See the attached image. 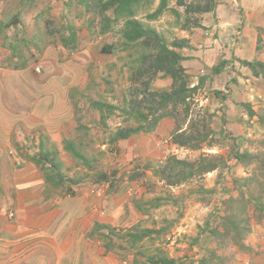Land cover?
Listing matches in <instances>:
<instances>
[{
	"label": "crops",
	"instance_id": "crops-1",
	"mask_svg": "<svg viewBox=\"0 0 264 264\" xmlns=\"http://www.w3.org/2000/svg\"><path fill=\"white\" fill-rule=\"evenodd\" d=\"M232 1L236 4V0ZM237 1L236 9L243 14L247 12L241 17L242 30L258 16L264 20V0ZM220 6L216 3L214 12ZM33 7L36 8L27 10L26 6L9 5V0L0 2V264H141L136 249L129 248L122 236L123 225L141 222L146 216L135 207L134 202L139 198L132 199L130 194L129 200L125 194L128 188L136 192L144 178L128 180L122 177L118 185L109 188V184L103 183L96 190L91 179L95 172L94 156L89 159L88 166H83L74 154V151H81L88 158L81 140L76 138L75 108H79V103L75 101L79 96L87 95L89 83L93 84L90 68L95 53L82 51L86 49L84 46L81 51L71 48L81 42L71 40V22L68 20H72V16L68 7H57L56 10H48L44 5ZM55 13L61 20L58 28L48 25ZM219 20L217 24L214 20L209 23L210 28L235 23ZM201 24L203 27L202 21ZM260 25L264 26L256 23V26ZM62 26L66 27L69 38L61 31ZM27 28L33 32L42 29L40 38L32 41L34 46L30 48L24 45L28 43L23 34ZM194 34L189 32L181 36L188 38L190 44L189 48L181 49L185 56L181 64L191 77L204 66L203 57L194 54L201 43L212 46L206 51H219L215 61L207 66L210 69L220 57L229 61L232 51L233 63L228 62L227 71L214 74L210 81L219 77L229 87L227 91L232 97L236 95L229 109H235L237 115L239 107L251 99L249 92L256 86L253 82L264 87L263 80L252 76L250 69L239 62L255 58L257 34L254 39L238 37L239 41L234 43L229 55L220 52L221 44L215 31L206 39ZM62 37L66 44L62 43ZM35 66H39V72L35 71ZM235 67L239 73L233 71ZM163 81L170 84V79ZM206 83L205 89L209 86ZM216 88L222 89L221 86ZM225 117L227 119L228 115ZM237 117L233 119L240 118ZM106 120L99 116L101 124L105 125ZM213 123L218 127L216 118ZM167 124L172 127L173 121L163 118L153 134L133 135V138L121 139L109 146L117 157L120 156L116 179L121 173L133 170L139 157L147 158L150 148H155L157 155L163 157L166 145H155L162 143L164 135L168 134ZM158 135L161 137L157 138ZM89 140L93 145V137ZM97 141L96 146L103 149L106 141H99V138ZM107 142H110L109 138ZM127 156L129 160H125ZM36 160L52 167L63 180H46ZM247 243H251V254L241 257L242 262L237 264H264V232L256 235L254 231Z\"/></svg>",
	"mask_w": 264,
	"mask_h": 264
},
{
	"label": "trees",
	"instance_id": "trees-1",
	"mask_svg": "<svg viewBox=\"0 0 264 264\" xmlns=\"http://www.w3.org/2000/svg\"><path fill=\"white\" fill-rule=\"evenodd\" d=\"M33 1L31 0L30 3ZM72 1L82 4L86 12L92 13L88 21L93 20L88 24L92 35H102L110 31L119 35L118 43L102 44L100 51L108 54L116 49L124 50L126 51V58L128 57L123 66L127 68L129 87L122 97V103L120 105L109 104L101 99L92 102L103 121L115 111H120L123 114L121 122L124 124L117 126L110 133L109 140L112 144L139 132L154 131L163 118H172L174 123L169 137L171 144L175 145L176 148L191 151L202 150L204 145L209 147L214 145L213 142L222 141L226 143L229 149L227 155L200 151L197 157L192 159L179 158L175 154L167 152L163 158L158 157V164L155 166L146 162L145 167L152 171L153 176L172 190L164 196L157 194L146 200L139 198L134 202L135 207L143 214H148L150 209L157 208L164 202L165 204L171 202L177 206L180 203L179 196L171 194L177 187L197 183L205 173L212 171L220 173L218 180L220 178L223 180L222 170L230 167L227 161L232 158L234 159L233 164L244 166L253 164L260 170L261 178L256 177V173H252L243 178L233 179L232 188L237 190V193L230 195L222 202L224 212L218 214V225L215 227L206 226L208 233L204 236L201 245L199 244V234L193 240L198 248L203 251L196 260V264H227L229 256H220V250L230 249L234 246L250 254L252 246L246 240L252 232L250 217L258 223L264 220V136L260 138V148L256 152L248 150L249 148L241 150L238 142L239 136L224 133V122H222V129L218 132L212 128L211 123L215 111H210L209 106L196 108L197 96L200 95L206 80L211 76L205 74L198 76L197 83L191 85L190 74L181 64V61L185 59L181 49L190 47L188 39L174 37L168 41L155 28L146 25L138 18L140 13L146 11L145 18L147 20L156 19L164 10L169 9V0H158L156 8L151 11L149 8L155 0H67L65 5H71ZM216 1L189 0L186 2V0H176V4L184 5L185 13L194 14V17L191 18V24L187 26L185 24L183 28L188 30L192 27H200L199 18L195 15L215 10ZM171 11L176 17H179L177 10L172 9ZM17 18L18 16L15 17V19ZM71 30L70 37L72 40L74 39V32L73 29ZM61 41L66 44L64 37ZM262 41L263 38L257 36L256 52L261 50ZM239 62L250 69L252 76L264 81V60L254 58L252 60H239ZM226 63V58L220 57L211 67V74L221 73ZM158 78H170V85L166 88L153 87V82ZM106 83L110 87L112 86L110 82L107 81ZM213 93L217 98H223L221 92L214 90ZM244 106L250 117L257 114V121L264 128V108L255 111L248 109L249 105L247 104ZM221 118L224 121L223 117ZM222 133L224 136L227 135V138H216V135L221 136ZM251 141H249L251 147L255 146L256 142ZM69 146L71 151L74 150L72 142ZM74 154L78 156L79 161L84 163L83 166H88L89 159L81 151H74ZM36 161L41 165L40 169L46 180L50 181L54 178L63 180L60 174L55 172L52 167L46 166L45 162ZM145 173V170L140 171L134 167L128 174L123 175H127L129 180H137L143 178ZM112 174L115 177L116 172L113 171ZM98 177V182L103 179L104 182L108 178L103 172ZM118 179L121 177L119 176ZM117 181L119 180L116 178L111 181L109 188L114 187ZM211 191V189H204L201 183L194 190L201 200H204L206 194ZM222 191L228 192L229 189L222 185ZM249 208H252V215L247 213ZM173 225V220H167L165 224L155 228L143 226L141 221L126 227L122 237H125L129 248L137 249V256L144 254V251H140L144 246V239H161V241L166 242L170 238V230ZM168 234L169 236H166ZM164 237H168V239ZM230 255L232 256V252ZM146 261L151 264H177L176 258L170 257L165 250L160 248H158V253H148ZM146 261L144 264H147Z\"/></svg>",
	"mask_w": 264,
	"mask_h": 264
},
{
	"label": "rangeland",
	"instance_id": "rangeland-1",
	"mask_svg": "<svg viewBox=\"0 0 264 264\" xmlns=\"http://www.w3.org/2000/svg\"><path fill=\"white\" fill-rule=\"evenodd\" d=\"M62 1L65 0H34L32 3H30L29 0H9V5L13 7L26 6L28 7L27 10H30L31 8H36L33 6L41 7L44 5L48 7L47 8L48 10L49 8L50 9L54 8L56 10L57 7L63 6ZM188 1L189 0H186V2ZM157 2L158 0L154 1L153 5L150 6L149 11L154 10L156 8L158 4ZM237 2L238 1L236 0V4ZM217 3L221 5L220 7H218L219 10L218 11L216 10V12L218 13L214 12L212 14L211 12H208V13L195 15L199 18L200 22L201 21L203 22V27L193 28L189 32H193L195 33L194 35L197 34L203 39H206L208 36L212 37V32L215 31V34H217L216 36L221 44L220 52H224L226 54H229V51L234 48L235 46L234 43L237 42L238 37L251 36L252 39H254L257 34L258 37L260 36L261 38H263V41L261 43L262 44L261 50H258L257 54L255 55V58L264 60V26L261 25L256 26V23L264 24V20H262L260 16H258L255 19L251 20V22H248L250 23L247 24L248 27L242 30L241 23L243 21V18L241 20V17H245V14H247V12L243 14L242 12L238 11L236 9V4L233 3L232 0H217ZM68 8L70 11V16H72V20H68V21L71 22V25H73L75 29H78L81 40L80 41L81 43L78 45L79 47L76 50L81 51L82 47L84 46L86 47V49H84L83 47L84 50L82 51L88 50L89 52L95 53L98 52V48L101 46V44L103 43L110 44L118 40L119 35L112 33V31H110L109 33L107 32L100 36L96 35L97 38L92 40V36L88 32L86 26H83V23L86 22V19L88 18L85 17L88 14L84 15V13L87 12L85 11L83 5L72 3ZM168 8L169 9L164 10L156 19L153 20H147L145 18L146 11L140 13L138 17L141 18L146 25L155 28L168 41H171L174 37L178 38L181 37L183 34H189L188 31L183 29V26H185V24L186 26L191 24V20H192L191 18L194 17V14L190 13L191 15H189V13H185L184 5L176 4V0H169ZM172 9L177 10L179 12V17L175 16V14L171 11ZM27 15H29V13ZM91 16L92 13H90L89 17ZM96 16L98 17L97 14ZM58 17H59L58 13L52 14V16L49 19L50 27L51 26L54 27L56 26L57 28L60 27L59 23L61 22V20H59ZM52 19H54V22ZM219 19L221 20V22L228 20V21H234L235 23L228 26L222 25L221 27L215 26V28L214 27L210 28L211 26L209 25V23H213L214 20L215 23L217 24ZM63 25H65V22H63ZM61 31L63 32V34L67 35L66 27L62 26ZM41 32L42 29L39 30L37 29L34 32L33 29L31 28L25 29V32L23 33L24 40L25 41L27 40L28 43L24 45L27 48L33 47L34 45L32 41L35 42L36 38L38 37L40 38ZM41 43H43V40L41 41ZM211 47H212L211 45H203V43H201V46L195 48L198 50H195L194 54H199L200 56L203 57V59L206 62L205 63L204 61H202L204 66L202 65L203 67L200 68V70L202 71L199 70V72L196 74L198 76H200L201 74H205L206 76L211 75L209 71L210 68H207V66L212 64L215 61L214 58L219 54V53L217 54V52H219L217 50L206 51V49ZM98 54L99 55L97 58H95L94 55L95 66L94 65L92 66L91 69L92 75L89 74L90 76H94L99 69L93 81V84L89 83L90 89L87 95L79 96L77 101H75L76 103H79V108H75V115H77L75 126L76 124H78V128L75 127L77 129L76 138L77 140L78 139L81 140L83 144V152L86 154L88 159L91 160L92 157L94 156V159H92V165H94L95 172L93 171L94 174L92 175L91 179H93V184H97L96 186L103 184L104 179L101 182L97 181L99 179L98 175L101 172L106 173L108 177L104 181V184H110V182L116 178V174L114 175L115 177H113L112 172L118 169L117 163L120 156L117 157V154H115L114 152L115 150L109 148V146L112 143L107 142V139L109 138L110 133L113 132L117 128V126L123 125L124 123L121 122L123 114L120 111H115L105 121L106 122L105 125L101 124L99 121V111L93 105H91L90 102H93L91 99L93 100L101 99V100H105L109 104L120 105L122 103V97L124 94H126V91L129 87L127 68L121 66L124 62L128 60V57L126 58V51L118 50L110 54V56H105L100 53ZM205 55L207 57H205ZM100 63H101V67L99 65ZM229 66L232 67L233 64ZM233 71L239 73L236 67L234 68ZM100 76H102L101 79ZM190 80L195 81V78L192 77L190 78ZM107 81L111 83L112 85L111 87L109 84L106 83ZM207 82L209 84L208 88L205 89L204 87V89L200 92V95L197 96L198 103L196 104V108H198L199 106H207V107L209 106L208 108H210V110L217 109L220 108L218 107L220 101L223 102L224 100L223 108L219 109V112L220 113L222 112L223 115L227 114L228 118L227 119L224 118V121H222V119H217L216 124L218 127H216L215 124L212 122L211 123L212 128H214L218 132L219 130L222 129V125H223L222 122L226 124V122L231 121L229 124L225 125L224 133H228L231 136H234L235 134H237V132L243 130L242 133L244 135H242L240 140L238 141L239 147L242 150L249 148L248 150L256 152L260 148V140H261L260 138L264 136V128L261 127L259 122L257 121V114L250 117L247 114L245 106H243L242 108L239 107V112L236 115L235 109H231V108L229 109V105L231 106L232 100L236 98V95H233L232 97L231 92L227 91L229 87L223 84V80L219 79V77H216L214 81L207 80ZM154 83L161 84V86L159 87H156L154 85L156 88H166L169 86L165 84L162 79L156 80ZM253 85L256 86H254V88H252V90H250L249 92L251 99H249V94H248V99L250 100L248 102L249 105L248 109L259 111L260 108H264V87H261L259 84H256L254 82ZM216 86H221L222 89L217 90ZM214 90H217L219 92H225L224 96H227L228 94V97L224 98L223 100L219 99L214 95V93L212 94ZM246 102L247 101H245L244 103ZM241 112L243 114L240 116ZM235 116H238L237 118L239 117L240 118L233 119V117ZM170 119L171 121H173L172 118ZM172 127L169 124L166 125L165 129L168 134L164 135V138L162 139V143L167 145L168 147L166 153L169 152L170 154H175L179 158L185 157L188 159L197 157L200 151L207 152L210 154L213 153L214 154L219 153L223 155L228 154L229 149L226 143L222 141L215 143L213 142L214 145L209 147L204 145L202 150L191 151L184 148H176L175 145H172L170 143L169 135ZM240 127H242V129H240ZM151 132H139L133 135H138V134L141 135L142 133H145L143 136H148L146 133L153 134V131ZM133 135H131L130 137L133 138ZM90 137H93V141H92L93 145L89 144ZM158 137L161 136L158 135L157 138ZM97 138H99V141L101 140L102 142L103 140L106 141L103 149H101L102 146L100 147L96 146V144H98ZM216 138L224 139L227 138V135L224 136L222 133L221 136L216 135ZM83 140H85V142ZM250 140H252L251 142H256V145L251 147L249 143ZM140 143L144 144V141L140 140ZM150 149H151L149 151L150 155L147 156V158L141 159V157L139 158L137 157L138 160L134 164L135 168H137L140 171L145 170L146 173L143 176L144 179L142 183L141 181L139 182L140 185L138 186V188H136V192L134 190L130 191L129 188L128 190H126L125 194L129 200H131L130 194L132 196L131 197L132 199H135L137 197L146 200L152 198L154 195L157 194H161L163 196L167 195V192L172 190V188L165 186L161 181H159L155 176H153V173L150 169H147L145 167L146 162H149L151 166H155L156 164H158L157 161L159 160L158 157L160 155H157L158 153L155 148H150ZM97 152L98 153L102 152L103 154L102 155L97 154ZM125 160H129V157L127 156V159ZM227 162L230 167L222 170V172L226 170L223 173L224 174L223 180L221 178L218 180L220 173H218L217 171L205 173L202 176L201 180H198L197 183L182 185L174 189L173 192H171V194L173 193L174 196H179L180 203L177 206L171 202H167L166 204L164 202L163 205L157 208L150 209L149 213L146 214V216L143 215L144 216L143 217L144 220L142 221L143 226L159 228L160 226L165 224L167 220L168 221L173 220L174 225L170 230V238L168 239V237H164L165 239H168L166 242L161 241V239L143 240L144 246L140 249V251H144V254L137 255L140 259V262H143L144 264V262L146 261V257L148 256V253L149 254H152L154 252L158 253V248H160L163 251L165 250L170 257L176 258L177 264H196V260L201 256L203 251L198 248V245H196L193 240L195 236L199 234L200 237L199 244L201 245L204 236L208 233V230H206V226L215 227L218 225L219 222L218 214H222L224 212L223 211L224 205L222 204V202L225 199H227L230 195H236L237 193V190H234L232 188V180L240 177L243 178L245 176L251 175L252 173H256L255 176L261 178L260 170L253 164H248L247 166H244L242 164H233L232 163L234 162L233 158L229 159ZM128 173L129 172H125L124 174H128ZM121 174H120L121 178L122 177H124L125 179L127 178V175L124 176ZM119 182H121V179H119V181H117L116 184L118 185ZM200 183L202 184L204 189L212 190L211 192L206 194L204 200L199 199L200 198L199 195L196 192H194V190L200 186ZM222 185H225V187L229 189V191L228 192L222 191ZM100 188L101 187H96V190ZM138 212L141 211L139 210ZM181 212L182 215H180ZM247 213L249 215H252V208H249ZM249 222L252 224V228L254 229L253 232L255 231L256 235L264 232L263 230L264 220L258 223L253 219H251L250 217ZM127 225H131V224H125L123 226L128 227ZM218 228L220 229V227ZM166 236H169V234ZM250 237L248 236V239ZM252 242L255 243V241L253 240ZM209 246H211V244H209ZM231 252H232V256L230 255ZM220 253H221L220 256H229V260L227 264H237L239 261L242 262L241 257H247L248 255L246 254V252L238 249L236 246L230 249H226V248L221 249ZM146 263L151 264L150 262L147 261Z\"/></svg>",
	"mask_w": 264,
	"mask_h": 264
},
{
	"label": "clouds",
	"instance_id": "clouds-1",
	"mask_svg": "<svg viewBox=\"0 0 264 264\" xmlns=\"http://www.w3.org/2000/svg\"><path fill=\"white\" fill-rule=\"evenodd\" d=\"M3 1H4V0H3ZM29 1H31V0H29ZM66 2H67V0L62 1V5H63V7H69V6H70V5H69V6H66V5H65ZM72 3L80 4V3L75 2V1H72ZM72 3H71V4H72ZM157 3H158V2H157ZM216 3H217V1H216ZM24 7H25V6H24ZM83 7H84V6H83ZM84 9H85V7H84ZM215 9H216V7H215ZM85 11H86V10H85ZM214 11H215V10H213V11H209V12L213 13ZM204 13H208V12H204ZM85 14H88L87 16H85V17H88V18L86 19V22L83 23V26H86L88 32L90 33V31H89V27H88V24L91 23V22H88L89 19H90V18H89L90 13L87 12V13H84V15H85ZM197 15H198V14H197ZM138 18H139V17H138ZM139 19L142 21L141 18H139ZM199 23L201 24L200 21H199ZM48 25H49V24H48ZM200 27H202V24H201ZM116 28H117V27H116ZM193 28H198V27H192L191 29H193ZM71 29H73V32H74V39H78L79 41H81V40H80V36H79L78 29H75L73 25L70 26V32H72ZM183 29H184V28H183ZM191 29H188V30L185 29V30H186V31H191ZM106 33H107V32H106ZM108 33H109V32H108ZM112 33H114V32H112ZM90 35L92 36V40L95 39V38H97V36H100V35H97V36H96V35H92L91 33H90ZM102 35H103V34H102ZM117 35H118V34H117ZM65 37H69V35H67V36H65ZM178 38H179V37H178ZM62 39H63V37L61 38V40H62ZM187 39H188V38H187ZM256 40H257V39H256ZM188 42H189V40H188ZM114 43H118V40H117V41H114V42H112V43H110V44H114ZM103 44H105V43H103ZM107 44H109V43H107ZM101 46H102V44H101ZM101 46H100V47H101ZM78 47H79V46H76V45H72V46H71V48H73V49L78 48ZM100 47L98 48V52H95V58L98 57V55H99L98 53H100V54H102V55H105V56H110V54L114 53L115 51H118V49H116L114 52H112V53H108V54H107V53H103V52H101V51H100ZM188 48H189V47H188ZM120 51H121V50H120ZM222 53H223V54H226V53H224V52H222ZM228 55H229V54H228ZM100 56H101V55H100ZM103 57H104V56H103ZM229 59H230V60L228 61L227 58H226V60H227V63H226V64H228V62L233 63V62H232L233 56H232V52H231V51H230ZM218 60H219V59H218ZM93 63H94L93 65L95 66V62H93ZM93 65H92V66H93ZM99 65H100V67H101V63H100ZM240 65H241V64H240ZM92 66H91V68H90V71H91V69H92ZM121 66L124 67L123 64H122ZM242 66H243V65H242ZM245 67H246V66H245ZM36 68H38V70H37ZM184 68H185V67H184ZM34 69H35V71L39 72V66H35ZM185 69H186V68H185ZM225 69H226V70H225ZM98 71H99V69H98ZM98 71L96 72V74L98 73ZM209 71H210V74H211V69H210ZM223 71H227L226 65H225ZM223 71H222V72H223ZM91 74H92V72H91ZM96 74H95L94 76H92L93 79H95ZM218 74H219V73H218ZM201 75H203V74H201ZM201 75H200V76H201ZM213 75H214V74H211V75H210L211 77L208 78L207 80H211V79H213ZM192 77L195 78V81H193V80L191 81V80H190V81H191V82H190L191 85L197 83V77H198V75H194V76L192 75ZM192 77L190 76V78H192ZM101 78H102V76H100V79H101ZM256 78H257V77H256ZM98 79H99V77H98ZM158 79H162V78H158ZM166 79H170V78H166ZM260 79H261V78H260ZM156 80H157V79H156ZM156 80H155V81H156ZM162 80H163V79H162ZM207 80H206V82H207ZM93 81H94V80H93ZM155 81H154V82H155ZM154 82H153V83H154ZM170 82H171V79H170ZM206 82H205V86H206ZM169 85H170V84H169ZM153 86H154V84H153ZM154 87H155V86H154ZM155 88H156V87H155ZM217 90H220V89H217ZM221 93L223 94V98H222V100H223L224 98L228 97V94H227V96H224L225 92H221ZM212 94H213V92H212ZM92 101H93V100H92ZM223 104H224V100H223V102L220 101V103H219V105H218V107H220V108L210 110V111H215V115H214L213 119H214V118H216V120H217V119H222V118H221L222 116H223V119H224V118L226 119L225 115H223L222 112H221V113L219 112V109L223 108ZM244 104H247V105H248V103H244ZM244 104H242V106H244ZM213 119H212V122H213ZM225 125H226V124H224L223 127H225ZM213 129H214V128H213ZM214 130H215V129H214ZM215 131H216V130H215ZM233 135H234V134H233ZM242 135H244V134L242 133L241 135H239V139H238V141L240 140V138H241ZM234 136H237V135L235 134ZM170 143H171V142H170ZM159 145H165V144H163V143H158L157 146H159ZM166 147H167V145H166ZM167 148H168V147H167ZM240 149H241V148H240ZM241 150H242V149H241ZM165 153H166V151H165ZM165 153H164V154H165ZM164 154H163L162 156H164ZM161 158H163V157H161ZM48 163H51V162H48ZM51 164H52V163H51ZM46 166H48V165L46 164ZM225 171H226V170H225ZM225 171H223V173H224ZM212 172H213V171H212ZM215 172H216V171H215ZM208 173H209V172H208ZM103 183H104V182H103ZM93 185H94L95 189H96V187H100V185H99V186H96L97 184H93ZM143 215H144V214H143ZM131 225H133V224H131ZM131 225H127V226L129 227V226H131ZM125 228H126V226H125ZM253 230H254V229L252 228V232H251V234L253 233ZM251 234L249 235V237L251 236ZM136 250H137V249H136ZM136 254H137V251H136ZM246 254H247V253H246ZM250 254H251V253H250ZM248 255H249V254H248ZM140 263H141V262H140Z\"/></svg>",
	"mask_w": 264,
	"mask_h": 264
},
{
	"label": "built area",
	"instance_id": "built-area-1",
	"mask_svg": "<svg viewBox=\"0 0 264 264\" xmlns=\"http://www.w3.org/2000/svg\"><path fill=\"white\" fill-rule=\"evenodd\" d=\"M38 70V68H36Z\"/></svg>",
	"mask_w": 264,
	"mask_h": 264
}]
</instances>
